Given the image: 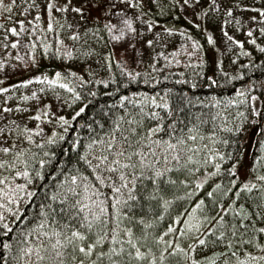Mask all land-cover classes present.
<instances>
[{"label":"snow or ice","instance_id":"snow-or-ice-1","mask_svg":"<svg viewBox=\"0 0 264 264\" xmlns=\"http://www.w3.org/2000/svg\"><path fill=\"white\" fill-rule=\"evenodd\" d=\"M177 5L192 9V15L203 16L206 23L214 18L208 13L218 15L221 6L224 17L238 24L237 9L253 12L245 21L252 25L247 36H253L257 22L264 36V0H227L223 5L211 0L207 7H201V0H175L173 7ZM13 7L15 0L7 5L0 0L5 11ZM198 7L201 10L195 11ZM98 8L103 12L90 18ZM153 8L163 13L160 0H42V5L31 0L21 13L35 9L32 24L46 13L44 31L54 33L55 38L42 45L45 54L51 49V55L61 60L85 64L96 57L100 71L107 69L109 74L101 78L90 67L82 72L69 69L0 87L5 94L0 98V264H264V140L259 141L255 174L241 179L236 164L222 168V162L235 153L230 156L217 147L230 143L222 139L223 132H239L241 126L221 122V118L229 119L227 112L203 110L255 101L252 89L257 83L237 88L234 97L213 96L207 104L187 91L161 89L160 80L151 75L159 72L158 58L179 64L175 59L179 52L165 56L156 49L163 46L165 34L178 30L161 27ZM16 23L20 31L25 30L24 19ZM36 30L33 27L32 32ZM7 31L19 35L16 27ZM64 31L71 46L65 43ZM223 35L229 41L226 51H232L233 44L242 46L243 41L227 31ZM187 39L192 49L201 47L196 39ZM207 40L213 43L211 33ZM17 43L12 41V46ZM250 43L264 54L255 38ZM30 47L32 63H36L37 45L30 43ZM185 55L191 57L193 52ZM251 55L241 47L239 56ZM232 58L237 59L236 53ZM197 62L204 63L202 59ZM221 64L217 60L223 72ZM140 65H146L143 72L136 70ZM114 66L122 83L111 74ZM249 67L254 65L249 62ZM224 75L226 83L234 79ZM207 80L209 85L218 83L214 76ZM34 83L43 86L30 93L18 92ZM96 85L111 91L101 92ZM133 85L139 90H131ZM259 86L264 88V82ZM191 88L197 84L191 83ZM49 92L61 109L65 105L71 109L70 115L54 112L49 102H39L38 93L47 97ZM98 96L107 102L98 104L88 116L89 99ZM12 97L21 103L10 105ZM32 99L38 100L39 107L25 106ZM77 102L79 106L73 107ZM236 116L243 117L244 109ZM26 121L36 123L29 126ZM57 146L63 156L53 150ZM217 176L221 179L214 182ZM223 176L228 177L226 182ZM45 179L52 183L44 187L36 208L22 207L35 199L37 189L32 185ZM208 185L187 210L177 209L173 214L178 202L191 201ZM204 249L208 255L201 254Z\"/></svg>","mask_w":264,"mask_h":264},{"label":"rangeland","instance_id":"rangeland-1","mask_svg":"<svg viewBox=\"0 0 264 264\" xmlns=\"http://www.w3.org/2000/svg\"><path fill=\"white\" fill-rule=\"evenodd\" d=\"M5 5L11 3L12 0H4ZM218 3L223 5L227 0H217ZM31 0H15V7L11 12L5 11L3 8H0V64H3V67L0 68V87H8L12 84H18L20 80L30 79L31 76L40 74L39 70L43 66V61L37 60V55L41 52L42 41L41 34L44 28L47 27V15L42 13L39 23L32 24L29 23L32 20V17L35 15V9L31 10L27 15H21L25 8L28 7ZM37 3H41L42 0H37ZM160 3L164 6L163 13L159 9L153 8V17L157 19L160 23V26H169L177 29L175 33L168 35L165 34L164 44L162 47H157L156 51H163L165 56H171V54L178 50L179 55L175 57L180 61L179 64L172 63L165 59V57H159L158 62L165 67H185L187 63L199 64L197 61L202 59L208 62L210 70L212 71L217 66V60L222 61V65L226 69H234L241 61L245 60H255L260 58L264 54L260 52L250 41L255 38L257 43H261V46L264 47V36L260 34L258 28L262 26L257 22L256 27L253 28V36H247V28L251 27V24L245 23L248 20V17L254 15L253 12L241 11L237 9L235 16L240 18V23L238 24L236 19L226 18L223 15L224 8L221 6L219 14L208 13L210 17H214L210 22L206 23L203 19V16L196 17L192 15V9H182L177 5L173 7L175 0H160ZM211 3V0H201V7H207ZM200 7L195 9V11H200ZM103 12L102 8H98L91 12L90 18L94 17ZM11 16V19L8 17ZM24 19L26 21V27L24 31H20V25L16 23L17 21ZM224 19H229V23L224 24ZM60 23H64L63 19H60ZM197 24L199 27H197ZM16 27L19 35L16 33H10L7 31V28ZM35 27L37 30L33 33L32 29ZM243 28V31L239 29ZM159 30V29H158ZM227 31L229 35L234 36L236 39L243 41L242 46L232 45V51H226V47L229 44L227 38L223 35V32ZM181 32L185 33L184 35ZM29 33H32L29 35ZM208 33H211L213 36V43L209 44L207 40ZM65 43L71 46V41L67 39L68 33L66 31L61 33ZM191 37L196 39L200 48L194 50L190 47L191 40L187 39ZM18 41L17 46H12V41ZM30 43L37 45L34 55L36 63H32V54L33 49L30 47ZM259 44V43H258ZM241 47L247 48L252 52L251 56L244 57L239 56ZM40 48V50H38ZM120 51V49H117ZM186 51L193 52L191 57L185 55ZM233 52L236 53L237 59L233 61ZM20 57V59H17ZM42 62V63H41ZM65 65L72 69L73 71L82 72L84 68H92L97 74L105 75L108 70L100 71L99 65L96 63V57H91L87 64L83 63L80 60H69L65 61ZM146 65H140L137 67V71L144 70ZM45 73V72H44ZM49 74V73H48ZM50 75V74H49ZM52 75V73H51ZM38 83L26 86L25 88H19L18 92L21 94L30 93L32 90H35L39 87H42ZM5 94L0 93V98ZM39 102H49L51 103L52 110L58 114L70 115L71 109L65 105L63 109L56 102L54 96L51 92L48 93L47 97L45 94L38 93ZM39 102L36 99H32L26 102L25 106L31 105L33 109L39 107ZM15 103H21L18 97H12L10 100V105ZM79 106V102L73 107ZM27 113L26 115H30ZM29 126H34L35 121L28 122ZM51 128V125L48 126ZM253 134H250L246 144L244 146L240 160L236 163L239 171L237 175L241 179H247L250 172V151L253 145ZM252 174V173H251Z\"/></svg>","mask_w":264,"mask_h":264},{"label":"trees","instance_id":"trees-1","mask_svg":"<svg viewBox=\"0 0 264 264\" xmlns=\"http://www.w3.org/2000/svg\"><path fill=\"white\" fill-rule=\"evenodd\" d=\"M46 29V28H44ZM42 31L41 41L42 43L54 42V33L48 31ZM261 45V43L258 41ZM255 46V45H254ZM256 47V46H255ZM40 50V48H38ZM37 60L43 61V66H41L39 73L46 74H54L55 71H61L62 73H67L70 69L65 65V60H61L53 55H51V49H49V54H45L44 49L41 48V52L36 56ZM204 63L201 64H193L187 63L185 67H175L174 69L169 67H165L158 62L159 72H153L151 75L160 80V88L170 87L174 88L177 92H185L187 91L192 96H197L202 99H205V103L207 104L208 99L215 96L217 98L224 97H234L235 90L237 88L244 90V88L252 87L251 82L255 81L257 86L252 89V91L257 96L255 101L249 100L247 104H241L236 106H227L226 104H221L219 109L206 107L203 109L206 113H215L216 111L227 112L229 119L224 121L221 118V122H227L229 127H233L236 124L241 126V131L239 132H223L222 139H227L230 141L229 144L218 143L217 147L220 151L227 152L230 156L232 153H235V157L226 159L222 162V168H230L232 164H236L242 155L244 146L250 134H253V145L250 151V172L255 174L253 169V165L257 164L256 157L261 155L259 141L264 140V88H261L259 85L261 82H264V55L260 58H256L255 60H245L239 62V64L234 69H226L221 64L220 67L223 68V72L218 70V65L211 71L210 66L207 61L203 60ZM249 62H251L254 67H249ZM72 70V69H71ZM144 70H141L143 72ZM224 73H228L231 77H234L230 82H225ZM243 73V74H241ZM109 71L104 75L98 74L101 78L107 77ZM114 77L119 80L121 83L120 71L115 66L111 72ZM183 74V75H181ZM167 76L168 79L164 80L163 77ZM207 76H214V78L218 81L216 85H209L207 80ZM176 81H187V83L177 84ZM195 82L197 84V88H191V83ZM209 85V86H205ZM96 87L101 91H111V88H106L104 85H96ZM141 88H145V86H141ZM91 90V89H89ZM131 90H139L133 88ZM147 90V88H145ZM107 102L106 97L98 96L95 98L89 99V104L87 106V114L91 115L93 109L96 108L98 104H105ZM80 103V102H79ZM255 107L257 111L253 113L251 108ZM244 109V116L239 117L236 116V112ZM82 118L86 119L87 117L82 115ZM212 122L210 121L208 127L211 128ZM71 131H75V129H71ZM68 140H71V136H68ZM235 141V143H232ZM63 143V142H62ZM67 146L66 144L64 145ZM54 151H56L59 155L63 156V151L60 147H54ZM33 151H36L34 148ZM58 163V161H57ZM55 169L46 168L45 171H54ZM211 171V168H209ZM221 179L220 176L215 178L214 182H217ZM223 180L226 182L228 180L227 176H223ZM17 182H23L22 178H17ZM52 183L51 180L45 179L43 182H37L32 187L36 188L35 199L30 200L28 203H22L21 206L27 208L29 210L35 209L37 202L40 201L41 197L44 196V187L46 185H50ZM210 185L206 186L205 189H202L200 193H197L191 201L184 200L177 203V205L173 209V214L176 213V210H187V205L191 202L194 203L196 199H199ZM12 207H16L15 204ZM38 211V209H36ZM21 215H24L23 213ZM11 219H15L16 217L11 216ZM2 238V236H0ZM202 255H208L209 252L207 249L202 250Z\"/></svg>","mask_w":264,"mask_h":264}]
</instances>
